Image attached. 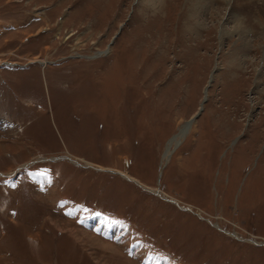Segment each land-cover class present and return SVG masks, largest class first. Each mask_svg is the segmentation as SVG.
<instances>
[{"label": "rangeland", "instance_id": "374dc122", "mask_svg": "<svg viewBox=\"0 0 264 264\" xmlns=\"http://www.w3.org/2000/svg\"><path fill=\"white\" fill-rule=\"evenodd\" d=\"M260 2L0 0V264H264Z\"/></svg>", "mask_w": 264, "mask_h": 264}, {"label": "bare ground", "instance_id": "6f19581e", "mask_svg": "<svg viewBox=\"0 0 264 264\" xmlns=\"http://www.w3.org/2000/svg\"><path fill=\"white\" fill-rule=\"evenodd\" d=\"M229 1H231L232 3H231V12L229 11V17H230V19H234V17L236 16V10L238 9V10H241L242 12H244L245 14L247 13V14H249V12H252L250 9H251V7H253V4L255 3V2H257V0H229ZM261 2H260V4H258V7H259V10H260V12H261V14L263 13L264 14V0H260ZM196 2H198V1H196ZM200 2V1H199ZM256 4V3H255ZM254 4V5H255ZM198 5V4H197ZM257 7V8H258ZM247 14H246V16H247ZM243 15V14H242ZM255 15H257V14H255ZM238 16V15H237ZM228 17V18H229ZM243 18V17H242ZM245 19V18H244ZM242 23H244L243 21L241 22V21H235L234 23H233V25L231 26V31H233V32H237V33H239V39H241V42H242V44H250V39L249 40H242V38H243V33H244V24H242ZM240 42V43H241ZM257 42V41H256ZM252 43V42H251ZM248 47H249V45H248ZM130 176V175H129ZM128 176V177H129ZM131 177V176H130ZM129 177V178H130ZM95 240V239H94ZM108 246V247H107ZM106 248H109V249H112V246H111V244L110 245H106L105 246ZM114 250V249H113Z\"/></svg>", "mask_w": 264, "mask_h": 264}, {"label": "clouds", "instance_id": "9594fccd", "mask_svg": "<svg viewBox=\"0 0 264 264\" xmlns=\"http://www.w3.org/2000/svg\"><path fill=\"white\" fill-rule=\"evenodd\" d=\"M28 242H29V245L33 248L37 246V241L34 240L32 237H28Z\"/></svg>", "mask_w": 264, "mask_h": 264}]
</instances>
